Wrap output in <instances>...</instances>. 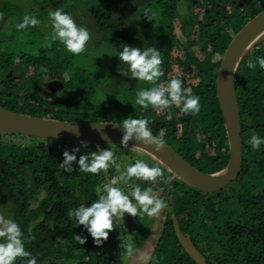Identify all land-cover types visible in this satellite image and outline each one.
<instances>
[{
  "label": "trees",
  "instance_id": "obj_1",
  "mask_svg": "<svg viewBox=\"0 0 264 264\" xmlns=\"http://www.w3.org/2000/svg\"><path fill=\"white\" fill-rule=\"evenodd\" d=\"M2 2L3 20L16 16L9 23L14 30L25 14L36 16L42 23L50 10L66 11L69 4L81 0H43L37 5L40 13L16 4L6 7ZM88 2L86 19L79 24L91 30L97 41L95 48L100 52L89 67L80 65L79 55L69 53L57 42L51 48L43 47L41 23L18 31L13 42L0 37V107L30 117L66 122L121 124L129 116L144 117L151 120L149 127L154 134L163 130L165 142L197 169L208 174L225 170L231 148L217 94L218 72L235 36L264 12V0ZM185 2L183 14L178 9ZM149 9L156 13V20L149 21L144 15ZM132 19H140L141 25L133 28ZM24 35L31 37L29 46H38L35 53L15 46ZM122 45L154 46L159 50L164 71L161 81L173 76L181 78L184 87H191L200 97L199 114L185 116L175 107L160 113L151 107H135L136 90L150 85L120 74L121 62L116 54ZM261 56L264 36L245 55L236 74L244 146L242 173L236 181L223 190L203 192L174 179L148 156L152 159L147 160L150 165L160 164L165 176L171 177L170 185L146 182V187L163 189L160 195L170 206L161 219L151 264H197L182 247L174 219L182 234L211 264H264V145L253 151L247 142L253 133L264 138V69L259 65L255 70L246 67L249 58ZM56 80L64 86L59 97L49 89ZM243 97L253 99L252 107L242 105ZM97 145L109 147L88 143L87 149L76 153L77 160L85 152L96 151ZM76 147H80V142L0 131V207L21 226L25 237L28 227L35 225V239H26L25 247L36 257L37 264H119V235L122 231L126 236L130 234V217L124 229L118 226L107 241L97 246L84 227H76L67 216L69 209L94 201L96 187L114 174V169L107 176L103 172L82 173L78 164L73 165V172H65L59 167L63 152ZM112 148L118 162L127 165L125 157L131 148L119 144H112ZM75 234L87 242L80 245ZM16 264L25 262L17 260Z\"/></svg>",
  "mask_w": 264,
  "mask_h": 264
},
{
  "label": "clouds",
  "instance_id": "obj_2",
  "mask_svg": "<svg viewBox=\"0 0 264 264\" xmlns=\"http://www.w3.org/2000/svg\"><path fill=\"white\" fill-rule=\"evenodd\" d=\"M144 15L149 21L156 20V13L150 9L146 10ZM48 19L51 32L44 37L43 47L51 48L53 43L58 42L73 55H80L86 50L91 40V33L86 27L78 24L70 13L57 8L48 12ZM0 20H3V14H0ZM40 23L36 16L25 14L15 28L20 31L37 27ZM120 49L116 54L121 62L118 69L120 74L150 85V87L136 90V99L133 104L135 107L138 105L144 110L151 107L157 113L175 107L185 116L194 117L199 114L200 97L193 93L191 87H184L181 78L173 76L167 81H161L164 71L159 50L154 46L140 48L131 45H122ZM257 65L264 69V56L256 57L255 60L249 58L246 62V67L252 70H255ZM231 70L237 72L236 66ZM150 124L151 120L144 117L125 118L121 123L122 145L128 147L129 141L135 140L153 147L156 152L162 151L165 147L164 131L160 130L158 134H154L149 127ZM72 131L79 135L78 129L74 128ZM104 138L107 139V137ZM247 142L253 151H256L264 145V138L253 133ZM108 143L107 149L97 145L96 151L85 152L77 160L76 153H79L81 148H88V142L81 141L80 147L63 152L64 159L59 164V167L68 173L74 171V164H78L79 172L93 175L103 172L107 176L109 170L114 169V174L96 187L94 201L90 204L81 203L67 212L68 218L74 222L75 226H83L97 246L107 241L110 233L118 226L124 229L125 214L134 218L138 217L143 222L145 216L158 218L162 211L170 207L160 195L163 189L157 190L152 186L142 187L139 183H129L135 179L150 184L162 182L164 185H170L171 177L165 176V169L158 163L150 165L143 159H136L134 163L122 165L118 162L112 148L113 143L110 140ZM168 171L171 172V169ZM34 227L35 225L28 227V234L25 237L21 226L13 218L0 214V264H16L17 260H22L25 264H37L36 257L25 247L26 239L28 241L35 239L32 234ZM119 238L122 241L120 246L124 250L122 256L133 257L139 253L138 264H148L151 261V253L139 251L132 238L126 236L124 231ZM74 239L80 245L87 242L85 237L77 234Z\"/></svg>",
  "mask_w": 264,
  "mask_h": 264
},
{
  "label": "water",
  "instance_id": "obj_3",
  "mask_svg": "<svg viewBox=\"0 0 264 264\" xmlns=\"http://www.w3.org/2000/svg\"><path fill=\"white\" fill-rule=\"evenodd\" d=\"M264 36V12L251 20L233 39L227 48L222 60L217 77V94L225 119L231 156L228 167L218 173L208 174L194 167L173 147L165 142L162 151L156 152L153 147L143 145L135 140L129 141V148L140 150L159 162L165 169H171L174 179L207 193L223 190L232 182L236 181L243 168L244 146L243 127L241 111L236 91V74L231 69L236 66L237 71L241 61L249 50ZM49 89L53 94L64 89L60 81H52ZM71 123V124H70ZM78 129L79 135L72 130ZM0 131L49 139L56 141L81 142L86 141L92 144H113L122 145L123 129L119 123H84L66 122L51 119H41L18 114L0 107ZM104 137H107L105 139ZM175 231L177 237L188 255L197 264H211L207 258L196 248L190 238L185 237L177 221ZM155 248L150 247L151 264L155 255ZM139 256L131 264H138Z\"/></svg>",
  "mask_w": 264,
  "mask_h": 264
},
{
  "label": "rangeland",
  "instance_id": "obj_4",
  "mask_svg": "<svg viewBox=\"0 0 264 264\" xmlns=\"http://www.w3.org/2000/svg\"><path fill=\"white\" fill-rule=\"evenodd\" d=\"M3 1L2 3L4 5L10 6L11 4H16L19 6H22L23 9H26L27 11L33 9L35 11H37L38 13L42 12V10L39 9V7L37 6L38 3H41L43 0H1ZM147 1V0H146ZM138 0H135V3H137ZM142 4H143V0H141ZM140 2V3H141ZM88 0H81V2H73V4H69V8H66V11H69V13L73 16V18L76 20V22L79 24L81 21H85L86 18H84L85 15V11H86V6L88 7ZM139 3V4H140ZM181 3V0H180ZM145 4V3H144ZM85 5V6H84ZM186 2L182 3V6L180 4L179 6V12L185 14L186 12ZM35 7V9H34ZM65 11V12H66ZM164 15H167V13L165 12ZM16 16H13V18ZM13 18H9L7 17L5 20L0 21V37L4 36V38L6 40L12 41V38L14 37H18L19 34L17 29L15 28L14 30L11 28V26H9V23L13 20ZM132 23L131 26H133V28H137L139 27L141 24L140 19H132ZM82 23V22H81ZM40 31L43 33V36L41 37L40 40L43 41L44 37L48 34H50L51 32V25L48 19V16L45 18L44 21H42V23L39 26ZM89 30V28H88ZM91 33V30H89ZM135 31V29H134ZM136 38H138L139 33L136 32ZM236 37V36H235ZM25 38V39H24ZM24 38H20L19 42L17 41V44L15 45L17 47V45L19 46V48L22 51L25 52H31V53H35L38 46L36 47H31V45H28V42L31 40V37H27V35H24ZM149 44L150 42V38L149 40H146ZM38 43L40 44L41 42L38 41ZM57 44L61 47L62 45H60L58 42ZM97 44V41L94 39L92 33H91V40L88 42L86 50L80 54L77 58H78V63L80 65H85V66H90L94 63V61L97 60V57L100 56V52H98V49L95 48V45ZM143 48V47H140ZM63 91H59L57 93V95L55 94L54 96L59 97L62 94ZM242 105H246L247 107H252L253 105V99L252 98H247V97H243L242 101H241ZM130 155L128 154L125 157V162L126 164H130V163H134L136 159H143L147 162V160H152L148 157V155L140 150H135L133 148H131L130 151ZM249 174L246 175V177H248ZM129 183H131V181H129ZM141 184L142 187H146V182H141L139 183ZM123 186V185H122ZM164 211H162V213L160 214V216L158 218H150L145 216L143 222H141L139 220L138 217H132L129 216L127 214H125V223L129 221V217L131 219V223H129V231L130 234L128 236H130L132 238V241L135 245V247L139 250V251H148V249H150V247L154 248L157 245L158 242V234H159V230L161 227V219L164 218L163 216ZM167 213V212H166ZM0 214H4L7 217H10L7 210H4L0 207ZM127 224V223H126ZM131 224V225H130ZM121 235V233H120ZM119 235V237H120ZM119 251H120V260H119V264H131L134 259L136 257L139 256V253H137L135 256L133 257H128V256H122V252L124 251L121 248V243L122 241L119 238Z\"/></svg>",
  "mask_w": 264,
  "mask_h": 264
}]
</instances>
